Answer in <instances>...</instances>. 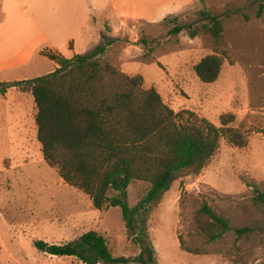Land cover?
Instances as JSON below:
<instances>
[{"label":"rangeland","instance_id":"obj_1","mask_svg":"<svg viewBox=\"0 0 264 264\" xmlns=\"http://www.w3.org/2000/svg\"><path fill=\"white\" fill-rule=\"evenodd\" d=\"M89 1L85 0L86 9L94 18L90 4L100 3ZM106 1L101 4L110 7ZM185 1L177 13L159 20L124 21L103 59L128 76H142L145 89L155 88L168 107L185 113L179 123L193 113L220 126L223 115L233 114L232 126L246 134L248 146L237 148L223 139L199 175L178 180L165 195L149 222L156 261L264 264V205L254 202L257 189L264 193V0ZM65 3L60 1L61 6ZM261 5L263 14L258 18ZM202 12L220 18L224 25L225 61L220 78L209 85L199 80L195 66L215 54L210 41L191 38L187 29L171 34L177 25L188 28L207 22ZM58 17L63 24L69 20L66 13ZM60 46L65 56L70 54ZM19 91L13 90L10 97L0 93V264H82L75 257L44 253L35 243L64 245L90 231L106 238L115 258L139 256L140 246L127 237L122 210L95 209L87 194L66 184L47 164L37 138L34 98ZM148 188L145 182L130 185V208ZM204 202L231 223L221 241L209 243L196 224Z\"/></svg>","mask_w":264,"mask_h":264},{"label":"trees","instance_id":"obj_2","mask_svg":"<svg viewBox=\"0 0 264 264\" xmlns=\"http://www.w3.org/2000/svg\"><path fill=\"white\" fill-rule=\"evenodd\" d=\"M262 14L261 5L258 18ZM201 15L207 22L188 28L177 25L171 34L187 29L191 38L210 41L215 54L195 66L199 80L209 85L218 81L223 69L224 25L208 12ZM102 39L86 55L72 59L47 55L59 66L55 72L28 81L0 82V93L19 88L32 94L38 111L37 138L47 164L66 184L87 194L95 209L120 208L127 237L141 253L134 259L115 258L106 238L96 231L64 245L39 241L35 246L51 256L75 257L82 264H157L149 222L165 195L178 180L199 175L223 139L245 148L248 138L232 126L233 114L223 115L220 126L193 113L179 123L185 113L168 107L155 88L145 89L142 76H128L103 59L114 40L106 35ZM133 182H145L149 188L130 208L128 189ZM255 193V204L264 205V193L258 189ZM196 224L209 243L223 240L231 231L230 221L206 202L197 212Z\"/></svg>","mask_w":264,"mask_h":264},{"label":"crops","instance_id":"obj_3","mask_svg":"<svg viewBox=\"0 0 264 264\" xmlns=\"http://www.w3.org/2000/svg\"><path fill=\"white\" fill-rule=\"evenodd\" d=\"M32 1L0 0V82H21L49 75L59 66L45 54L66 59L89 54L102 44L105 33L113 39L124 21L159 20L177 13L186 4L185 0H158L156 5L157 0H110L107 11L101 4L104 0H99L98 7L90 4L93 18L85 0H36L35 8L31 9ZM60 1H65V5L61 6ZM46 13L50 20H44ZM65 13L69 20L63 24L58 16ZM108 29L111 32H106ZM61 43L70 54L65 56ZM46 66L51 68L44 72ZM13 90L17 88L9 89L4 96L10 97Z\"/></svg>","mask_w":264,"mask_h":264}]
</instances>
